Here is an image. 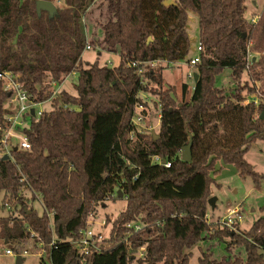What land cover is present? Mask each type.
I'll list each match as a JSON object with an SVG mask.
<instances>
[{
  "label": "trees",
  "instance_id": "obj_1",
  "mask_svg": "<svg viewBox=\"0 0 264 264\" xmlns=\"http://www.w3.org/2000/svg\"><path fill=\"white\" fill-rule=\"evenodd\" d=\"M37 1L0 0V71L17 73L38 100L51 99V108L23 129L31 148H12V158H0V208L8 198L18 209L0 214V241L21 253L26 240H42L52 264H189L190 250L210 234L217 162L235 164L240 176L256 183L264 177L245 158L264 140L263 104L245 103L253 93L264 96V7L248 19L247 0H51L63 3L53 13L37 11ZM95 6L101 19H93L90 31ZM189 10L198 15V79L177 93L164 84V66L145 65L138 74L139 65L130 64L189 62ZM88 44L116 53L119 64L96 59L85 65ZM226 68L229 86L220 82ZM71 73H77L75 93L61 89L52 97L55 84ZM142 92L159 96L158 136L132 123L137 104L147 106ZM9 93L0 81L4 126L12 112ZM190 139L188 162L182 151ZM156 154L171 166L154 164ZM119 190L126 206L112 222L113 244L80 255L70 239ZM37 199L42 213L33 207ZM130 222L145 226L134 231ZM218 233L230 237L228 254L203 251L200 264H264V216L242 233ZM142 246L146 251L137 257Z\"/></svg>",
  "mask_w": 264,
  "mask_h": 264
},
{
  "label": "rangeland",
  "instance_id": "obj_2",
  "mask_svg": "<svg viewBox=\"0 0 264 264\" xmlns=\"http://www.w3.org/2000/svg\"><path fill=\"white\" fill-rule=\"evenodd\" d=\"M55 5L62 6V1H55ZM246 5L248 7L246 17L248 19L255 18V15L259 14L264 7V0H247ZM93 12L88 16V27L90 31L95 28L91 22L93 19H101L102 8L94 7ZM188 18V33L191 41V49L187 58L193 57L198 54L197 47L199 46V23L198 15L193 10H189ZM101 53L100 55L98 53ZM98 59L100 64H109L111 66H117L120 62L119 56L116 53L108 52L101 49L99 46H92L91 49H86L83 54V61L85 65L91 64ZM164 66V84L165 86H175L177 93L180 91L183 83L193 84L195 80V66L188 64V59L181 61L179 65H169L166 61H158L154 67ZM229 72L226 68L223 72L220 82H224L226 86H229ZM188 73H193L194 77H189ZM244 80L248 79V75L245 74ZM77 73L69 74L61 85L55 84L56 90L65 89L71 93H75V85L77 84ZM155 85V84H154ZM59 92V91H57ZM58 94V93H57ZM143 99L147 101V113L145 119L139 124V128L152 134L159 133V96L150 92H142ZM38 108L49 110L51 103H45ZM245 158L253 166L255 171L264 174V140H256L250 149L245 153ZM217 169H220L217 173L213 174L215 181L210 185L211 196L217 197L216 206L213 208L209 205L207 220L210 226V234L206 240L199 242L193 246L192 257L189 264H200L199 257L203 251H209L215 258H221L228 254L227 241L230 239L229 235H219V231L225 228L232 229L236 232H244L249 229L254 221L264 216V177L260 179L259 183H256L251 176H240L235 164L224 163L222 160L217 162ZM26 199H30L31 193L29 190L23 191ZM210 196V197H211ZM2 196H0V201ZM209 197V198H210ZM105 203H99L95 211L89 216L88 228L94 231H98L104 234L105 241L103 245L105 247L112 245L110 239V231L112 222L119 216L120 212L126 206V198L122 197H110ZM33 207L39 213H42L44 207L42 201L37 199L33 203ZM231 210H236L238 213L232 215V223L226 224L227 216ZM16 212L8 211L5 208H0V214H16ZM241 216V219H239ZM11 245L5 241H0V264H15L16 257L5 253L7 248ZM23 250L26 249L28 253L23 255L22 264H40V256L37 254V247L32 239L26 240L22 244ZM145 249V246H142ZM141 247V248H142ZM139 249L136 252L137 257H142L146 251ZM22 250V251H23ZM21 251V250H20ZM239 249H235L234 252H238ZM243 254V253H242Z\"/></svg>",
  "mask_w": 264,
  "mask_h": 264
},
{
  "label": "built area",
  "instance_id": "obj_3",
  "mask_svg": "<svg viewBox=\"0 0 264 264\" xmlns=\"http://www.w3.org/2000/svg\"><path fill=\"white\" fill-rule=\"evenodd\" d=\"M91 44H88L86 46V49H91ZM198 54L190 57V61L188 64L191 66H194L200 61L199 53L201 51V46L197 47ZM251 58H249V61L247 63V69H249L251 64ZM158 61H153L149 63H143L142 62H134L130 65L132 67H136L139 65L137 72L138 74H142L145 71V65H149L151 68H154V65ZM181 61L178 62H172L171 65H179ZM189 77L193 78V73H188ZM0 81L4 83L5 89L8 90L9 93V100H8V106L12 110V112L7 114L6 117V125H2L0 123V131L2 132V136L0 138V158L4 155H8L9 158H12V150L13 149H23V150H29L31 148V144L28 140V137L26 136L25 132H23L24 128L29 127V124L31 120H38L46 111L47 109L38 108L39 106L44 105L45 103L51 102L50 100L47 101H41L38 100L35 96L33 97L28 90L25 88L24 83L19 79V75L16 73H13L12 71L4 70L0 71ZM57 91L60 90H54V93L52 97L57 95ZM145 102L148 100L144 99ZM252 102L254 105L258 106L260 104H263L264 106V96L261 95V93L256 92L251 94L247 97L245 100V103ZM66 107V106H65ZM135 115L132 118L133 125L138 128L140 132H144V129L139 128V124L142 123L145 119L146 113H147V106H145L144 103H139L135 107ZM161 114H159L160 119ZM13 148V149H12ZM152 162L154 164L158 163L161 165H164L166 167L171 166V162L168 160L162 158L160 155L154 156L152 158ZM23 179V178H22ZM135 179V178H134ZM126 198V196H124ZM4 208L8 211H12L13 213L16 212V207L13 206V204L9 201L8 198L5 199ZM238 213L236 210H231L230 214L227 216V223H232V215ZM14 215V214H13ZM51 217V215H49ZM208 219V218H207ZM239 219H241V216H239ZM128 227L133 228L134 231L140 230L143 226H145L143 223H137V222H130L127 224ZM79 236L77 238L70 239V242L75 247L76 251L82 256H89L92 253L95 252H103L106 248L103 243L105 241V236L103 233L94 231L91 228L86 229H80L79 230ZM34 235V233H32ZM37 247V254L40 256V264H52L50 254L46 251L44 248V242L42 240H39L36 244ZM141 249L145 250L144 247ZM5 253L13 255L17 257L18 255H24L25 253H28L26 249L21 251V253L15 252L12 248H7Z\"/></svg>",
  "mask_w": 264,
  "mask_h": 264
},
{
  "label": "water",
  "instance_id": "obj_4",
  "mask_svg": "<svg viewBox=\"0 0 264 264\" xmlns=\"http://www.w3.org/2000/svg\"><path fill=\"white\" fill-rule=\"evenodd\" d=\"M173 0H168L165 2V4H169L170 2H172ZM36 7H37V11H40L41 9L43 10H46V11H50L51 13L55 12V9H56V5L53 1L51 0H38L37 1V4H36ZM150 40V37L148 38V41ZM195 80L198 79V75L195 73ZM77 110H80V109H77ZM261 118L264 119V112H262L261 114ZM155 136H158V134H155ZM192 144H191V139L189 141V143L183 148V151H182V160L184 161H188L190 162L191 161V156H192ZM9 156L8 155H4L3 156V159H8ZM118 197L119 198H122L123 197V194L121 192V190L118 191ZM216 200H217V197L215 196H211L209 198V201H208V204L211 206V207H215L216 206ZM23 262V256L22 255H18L15 259V264H22Z\"/></svg>",
  "mask_w": 264,
  "mask_h": 264
},
{
  "label": "crops",
  "instance_id": "obj_5",
  "mask_svg": "<svg viewBox=\"0 0 264 264\" xmlns=\"http://www.w3.org/2000/svg\"><path fill=\"white\" fill-rule=\"evenodd\" d=\"M159 124V123H158Z\"/></svg>",
  "mask_w": 264,
  "mask_h": 264
}]
</instances>
